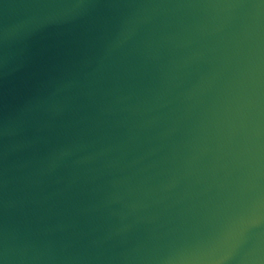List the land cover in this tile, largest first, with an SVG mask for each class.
Segmentation results:
<instances>
[{
  "label": "water",
  "instance_id": "95a60500",
  "mask_svg": "<svg viewBox=\"0 0 264 264\" xmlns=\"http://www.w3.org/2000/svg\"><path fill=\"white\" fill-rule=\"evenodd\" d=\"M0 264H264V0H0Z\"/></svg>",
  "mask_w": 264,
  "mask_h": 264
}]
</instances>
